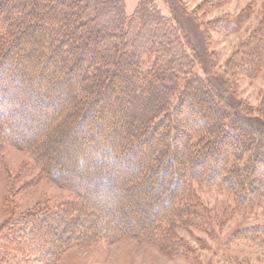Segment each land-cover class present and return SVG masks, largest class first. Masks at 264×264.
I'll return each mask as SVG.
<instances>
[{
  "label": "trees",
  "instance_id": "1",
  "mask_svg": "<svg viewBox=\"0 0 264 264\" xmlns=\"http://www.w3.org/2000/svg\"><path fill=\"white\" fill-rule=\"evenodd\" d=\"M173 20L154 0L130 15L124 0H0V150L28 151L37 179L69 196L13 208L0 264H56L70 247L121 239L186 255L180 231H213L201 188L230 196L219 221L264 201V127L251 122L264 97L255 109L219 92ZM263 64L264 13L226 67L249 76ZM229 239L256 263L216 252L208 264L264 263V224Z\"/></svg>",
  "mask_w": 264,
  "mask_h": 264
},
{
  "label": "rangeland",
  "instance_id": "2",
  "mask_svg": "<svg viewBox=\"0 0 264 264\" xmlns=\"http://www.w3.org/2000/svg\"><path fill=\"white\" fill-rule=\"evenodd\" d=\"M138 1L124 0L127 15ZM154 3L188 35L198 52L196 71L214 83L219 92L256 109L264 97V64L249 76L232 74L226 66L231 54L257 27L264 13V0H154ZM233 19L239 25L233 31H222V25ZM254 119L251 118L252 124L263 129L264 114L262 119L256 118L255 122ZM23 136L29 137L24 133ZM0 151V225L13 208L25 212L37 206L54 207L69 197L65 189L37 179L39 169L28 151L9 144ZM254 182L260 184L262 177L258 176ZM199 195L214 212L210 215L213 231H180L190 249L186 255L168 256L155 245L121 239L70 247L62 252L56 264H208L216 252L256 263L257 251L229 238L237 229L264 224V201L252 208L234 209L219 221L231 203L230 196L213 187L201 188Z\"/></svg>",
  "mask_w": 264,
  "mask_h": 264
}]
</instances>
